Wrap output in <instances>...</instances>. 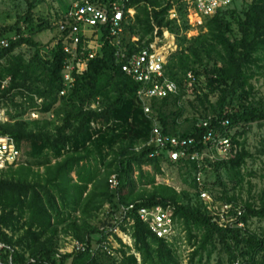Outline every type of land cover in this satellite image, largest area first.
Wrapping results in <instances>:
<instances>
[{
    "label": "trees",
    "instance_id": "obj_1",
    "mask_svg": "<svg viewBox=\"0 0 264 264\" xmlns=\"http://www.w3.org/2000/svg\"><path fill=\"white\" fill-rule=\"evenodd\" d=\"M93 1L103 5L116 0ZM176 4L183 27L169 18L175 6L170 0H129V8L138 14L133 24L130 15L125 19L122 53H137L145 44L150 46L165 29L176 34L181 48L165 67L167 77L181 92L153 101L150 114L138 99L140 84L122 70L124 61L117 55L108 28L101 30L102 50L76 73V85L64 97L62 75L69 56L59 24L43 17L36 19L29 11L16 25L0 30V105H10L16 112L10 114L12 122L0 125V130L15 140L28 163L0 174L2 264H112L107 254L91 252L101 230L89 222L98 220L106 206L115 210L121 205L172 206L175 221L186 227L190 242L195 240L191 264L205 254L210 261L219 247L228 264H264V233L250 228L253 220L264 221V192L257 200L243 201L235 193L228 195L220 175L224 169L229 172L236 184L232 191L243 187L247 161L253 155L240 139L245 138L251 124H264V99L257 98L252 83L255 69L264 71V0H253L242 9L220 10L204 20L202 32L191 40L181 33L182 28L188 31L191 27L188 6L184 7L183 1ZM72 8L66 7L65 13ZM47 31L55 37L44 53L46 47L34 38ZM3 40L9 42L7 48L1 45ZM25 46L34 50L30 59L16 54ZM190 75L194 81L204 82L207 93L196 96L203 110L192 103L198 117L193 119L191 130L174 134L171 126L186 112L185 105L178 106L187 81L191 82ZM41 100L42 105H38ZM173 104L178 110L167 115L164 109ZM37 109L40 120L29 125L24 117ZM156 119L166 136L194 140L191 152L206 150L205 137L210 131L231 137L240 147L233 159L212 166L219 175L213 188L223 189L221 200L233 206L231 216L238 217L245 229L236 224L221 228L203 205L190 201L189 194L156 185L157 176H164L163 167L168 164L187 169L190 176L201 172L191 161L170 163L165 157H152L157 149L146 145ZM203 122H208V127L200 126ZM149 167L152 175L145 171ZM195 184L196 179L194 189ZM62 231L84 242L86 251L60 255ZM134 238L141 264H181L173 247L157 239L140 220ZM122 264L138 261L131 256ZM218 264L225 263L220 260Z\"/></svg>",
    "mask_w": 264,
    "mask_h": 264
},
{
    "label": "built area",
    "instance_id": "obj_2",
    "mask_svg": "<svg viewBox=\"0 0 264 264\" xmlns=\"http://www.w3.org/2000/svg\"><path fill=\"white\" fill-rule=\"evenodd\" d=\"M232 2L233 0H194L192 11L189 13V25L192 26L194 24L193 27L203 28L206 18L213 17ZM128 5L129 0H116L108 4L103 3V5L93 0H79L64 15L59 26L61 38L65 42L64 51L69 56V59L62 75L64 89L61 92V96H66L74 89L76 73L83 71L88 61L95 59L102 50L104 42H102L101 30L105 27L110 31L118 57L124 61L122 65L123 72L141 86L138 99L143 105L146 114L151 113V103L153 101H161L179 94L178 85L168 81L166 76L167 55L162 50L172 51L176 46L174 41L173 43L166 41L168 38L165 35L166 32H163L162 37L155 38L150 46L145 44V47L137 53H122L121 44L125 19L129 16L127 15L128 13L132 15L134 12ZM192 19L194 21H191ZM89 32L93 34L92 38L88 37ZM94 41L97 42L94 43ZM1 45L7 48L9 42L3 40ZM189 80L191 82L194 81L192 75L189 76ZM37 102L38 105H42L43 101ZM27 116L29 117L27 120L30 122L38 121L41 117L38 109L30 111ZM24 119L26 120L25 117ZM11 122L8 111L6 112L3 107H0V125ZM200 126L208 127V122H203ZM205 142L206 150L203 153L191 152V149L196 146L194 140L166 136L159 127H155L151 141L146 146L157 149V152L152 157L162 156L170 163L191 161L197 163L200 170L203 169V164L208 160L205 156L207 153L220 156L225 161H230L238 153L232 138L222 137L218 132L210 131L205 137ZM24 161V153L18 148L15 140L10 136L3 135L0 130V174L11 168H17ZM198 182H201L200 178H198ZM112 183L116 189L118 183L115 177L112 178ZM203 196L206 197L205 194ZM232 208V205L230 208L226 207L228 212H223L228 216L224 225L220 224L221 220L216 222L217 217L215 222L221 228H228L236 224L238 228L245 229L244 224L239 223L238 217L231 216ZM104 217L106 225L100 229L99 239L91 249L93 255L102 253L112 257L117 250L114 245L117 242L116 236L122 240L123 244H127L128 239L132 241L130 236L134 234L137 220L148 226L157 239L166 243L173 244L174 239H177L176 235L179 234L176 230L175 209L170 205L154 208L121 205L115 210L108 206ZM121 228L125 230L124 233L129 235V237L120 233ZM3 248L4 246L0 244V264H2L1 252ZM86 249L87 245L85 243L77 242L74 245L73 253H82Z\"/></svg>",
    "mask_w": 264,
    "mask_h": 264
},
{
    "label": "rangeland",
    "instance_id": "obj_3",
    "mask_svg": "<svg viewBox=\"0 0 264 264\" xmlns=\"http://www.w3.org/2000/svg\"><path fill=\"white\" fill-rule=\"evenodd\" d=\"M79 0H0V30L2 28L11 27L16 25L20 20L19 18L26 15L29 11H31L36 19L37 18H47L51 22L56 23L57 25L62 21L59 20V16L61 18L64 17L66 14V7L68 6H74L76 2ZM173 5V9L171 10L170 19L175 21L177 25L183 27V19L179 16L180 14V6H178L176 3L179 1H183V6L185 7L186 4L188 6V23H189V13L192 11L194 0H170ZM233 0L232 3H230L227 7L222 8V11L227 8H238L242 9L247 4L251 3L253 0ZM131 9V8H130ZM134 10V9H131ZM137 10H134L132 15L129 13L127 15H130L131 17V24L135 23V19L137 17ZM191 18V17H190ZM193 18V17H192ZM191 21H194L192 19ZM190 24V23H189ZM21 27H24L23 24L20 25ZM194 24L190 27L188 31L184 30L182 28V35L187 36L189 40L196 38L199 36V34L202 32L203 28L199 27H193ZM164 32H166L165 35L168 36L166 41L170 43H176L175 48L170 50H162L167 55L166 65L169 63V59L174 56L181 48L178 46L177 36L175 33L171 32L170 30L165 29ZM168 32V33H167ZM174 38H173V37ZM55 37L54 33L51 31L44 32L42 34H38L35 36V40L41 44L42 46H45L44 53H47L50 43L52 42L53 38ZM88 37L92 38L93 34L88 33ZM148 39H151L148 37ZM148 41V40H147ZM97 41H94L96 43ZM153 43V42H152ZM151 43V44H152ZM95 46V44H94ZM16 54H23L27 59H30L31 56L34 54V50L30 49L28 47H22L21 49L16 51ZM167 76V75H166ZM167 80L172 82L168 77ZM187 87H185V95L182 101L180 102L179 106L185 105L186 112L183 116V118L177 120V125L171 126L172 131L171 133H184L186 131L191 130L193 125V119L195 117H198V115L193 111L191 104L193 103L194 106L199 108L201 111L203 110L202 106L198 101H196V96H202L203 94L207 93L205 90V85L203 80L200 81H187ZM256 93L257 98L264 99V71H258L255 69V77L252 81ZM181 92V89L179 88V93ZM215 100V99H213ZM212 100V101H213ZM6 108L4 110L10 114H15L16 112L14 109L9 105H4ZM95 106V104L93 105ZM2 107V105H0ZM94 108V107H93ZM160 108V105L157 106V109ZM178 110L177 106L170 105L167 108L164 109V112L167 113V115H172ZM30 113V112H29ZM28 113V114H29ZM27 114V115H28ZM25 116L27 123L30 125V121L27 120L29 117ZM52 120L55 118L52 116L50 117ZM54 118V119H53ZM158 119V118H157ZM155 120V127H159V129L163 130L161 127V124L159 120ZM173 121V119H171ZM246 135L242 142L246 143L248 151L253 155V158L248 159L247 165L244 171L245 175V182L243 183V187H239L236 192L232 191V189L235 187V182H233L230 179L229 172L225 169L221 171L220 175L222 177V181L225 183L227 190L230 191L228 195H233L234 193L239 196V198L243 201L247 200H257L264 192V124H258L254 123L247 127ZM235 133H232L234 135ZM235 149L239 152L240 147L237 144H234ZM205 156L208 158V160L203 164V169L200 173L191 175L188 174L187 169H180L178 166H171V165H165L163 167L164 176H157L156 178V185L161 186L165 185L168 187H171L175 189L179 194L180 193H187L190 195V201H192L193 204H200L203 205V210L206 213H209L211 217L215 219L217 217V221L221 220L220 224L224 225L227 221L228 216L224 214L223 212L228 210L226 207H231L230 203L227 204L224 201L221 200L222 196H225L223 189L221 187L213 188L214 184H218V173L215 172L213 169V165L224 162L225 160H222L220 156L213 155L210 153L205 154ZM210 156V159H209ZM55 161H53L54 163ZM27 158L25 157L24 163H22L20 166L14 169H19L20 167L27 166ZM39 168H35V170H38ZM41 171H44L41 169ZM145 171L149 174H153L152 168H146ZM11 175L10 173H8ZM18 176L17 174L15 175ZM138 176V173L135 175ZM201 176V177H200ZM73 177L75 178V174H73ZM151 178V177H150ZM198 178H200L201 182H198ZM196 179L195 186L196 189L193 188V180ZM208 185L205 187V185ZM151 189V187H148ZM205 194L206 197L203 196ZM189 202V201H187ZM187 202H185L187 204ZM184 204V205H186ZM107 207L99 214L98 220H91L89 224L92 226H98V228H102L104 225L100 224V221H105V214L107 211ZM81 218V216L79 215ZM225 221V222H224ZM223 222V223H222ZM176 230L179 232V234L176 235L177 239H174V243L170 244L173 247V250L175 254L179 257L181 264H191V254L194 252L193 244L195 240L190 242L188 238V231L186 227H181L176 222ZM250 228L252 231H255L257 233H264V221L260 220H253L250 223ZM123 231V232H122ZM125 230L121 228L120 233L122 235H127L124 233ZM129 237V235H127ZM132 238L127 240V244H123L122 240H120L116 236V244L115 248L117 249L114 252V255L108 259L112 261V264H122V262L131 257H136L138 264L142 263V257L141 254L136 250V240L134 238V234L130 236ZM99 237L96 236L94 238V244L97 243ZM81 242L74 238L72 234H65L64 231H62V234H60V246H59V253L60 255H71L73 253V248L75 243ZM84 243V242H81ZM120 246V248H118ZM221 247L218 248V251L214 254L212 259L209 261L207 255L205 254L202 257H199L196 260L195 264H218L220 260H223L225 264H228V257L226 255L221 254ZM99 255V254H97ZM103 256V255H102Z\"/></svg>",
    "mask_w": 264,
    "mask_h": 264
}]
</instances>
